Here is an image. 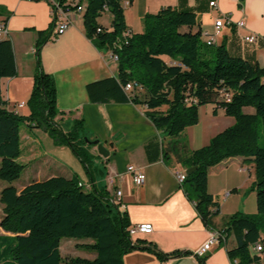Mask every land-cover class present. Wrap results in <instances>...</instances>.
I'll return each instance as SVG.
<instances>
[{
  "label": "trees",
  "instance_id": "obj_1",
  "mask_svg": "<svg viewBox=\"0 0 264 264\" xmlns=\"http://www.w3.org/2000/svg\"><path fill=\"white\" fill-rule=\"evenodd\" d=\"M57 1L68 10L64 6L67 0ZM81 1L86 3V37L98 50L117 56L118 64L115 77L87 86L90 101L132 103L144 109L154 127L174 142L168 153L159 139L149 141L145 147L148 161H169L173 154L184 169L195 168L180 189L208 230L214 231L212 219L220 212L208 192L210 169L231 158L253 160L256 182L251 189L256 192L257 214L236 213L219 232L224 243L230 237L236 240V247L228 250L233 264H264V253H251L253 246L264 241V148L259 146L258 132L259 124H264V67L232 57L224 45H207L193 12L163 8L144 17L143 33L125 36L128 29L122 0ZM106 12L113 17L111 30L98 24ZM52 26L38 33L29 116L5 109L0 84V180L8 184L0 192V228L5 233L0 236V264H63L62 239L91 242L79 248L93 253L94 259H71L70 264H124V257L135 250L152 252L162 261L192 255H165L151 245L133 242L127 213L113 203L109 193L87 191L77 177L55 176L32 182L21 191L13 186L26 169L18 162L23 125L44 130L57 145L68 147L88 170L93 158L87 150L93 145L86 142L83 120L75 121L69 133L56 123V84L43 71L39 59ZM16 76L13 44L7 38L0 39V82ZM130 83L139 88L127 93L124 88ZM207 105L216 107L214 113L223 109L235 125L211 139L208 146L187 153L185 145L175 140L199 123V109ZM248 107L255 114L244 113ZM198 258L205 264V256Z\"/></svg>",
  "mask_w": 264,
  "mask_h": 264
},
{
  "label": "crops",
  "instance_id": "obj_2",
  "mask_svg": "<svg viewBox=\"0 0 264 264\" xmlns=\"http://www.w3.org/2000/svg\"><path fill=\"white\" fill-rule=\"evenodd\" d=\"M217 1V9H211L206 0H122V7L127 29L132 34L143 33L146 15L157 14L166 7L193 12L204 33L203 41L206 35L214 34L215 23L221 17L233 23L244 21L245 28L241 29L224 25L216 37V45H224L232 57L264 67V0ZM76 5L86 7L81 0L64 3L69 7L66 13L73 25L54 39L57 20L50 3L45 0H0V25L6 26L17 67L16 77L0 82L2 99L7 111L25 117L30 115L27 103L38 60V33L47 31L53 24V32L41 48L39 59L43 71L52 76L56 84L59 111L56 123L64 133H69L75 121L83 120L86 130L94 127L96 131L90 136L86 133L87 139L98 140L109 156H101L96 146L87 148L93 157L88 170L68 147L57 145L44 130L33 129L37 140L21 136L22 153L18 159L26 165L23 174H28L27 181L20 188L17 182L13 186L21 191L32 182L62 176L77 177L87 191H106L112 200L114 193L121 191L133 242H143L146 247L151 245L165 255L192 253L162 261L152 252L135 250L124 257V264H200L197 252L212 233L221 231L236 213L253 215L257 210L256 192L251 189L256 182L253 160L231 158L210 169L208 192L218 203L220 212L212 219L214 231L208 230L176 180V173L186 172L176 156L170 154L169 161L162 158L154 163L148 161L145 147L149 141L159 139L167 152L174 142L154 127L144 109L132 103L90 101L87 86L115 77L118 64L112 61L110 53L98 50L86 37L83 14L74 10ZM112 20V15L106 12L98 18V24L111 30ZM251 34L257 36L254 44L244 41ZM21 104L24 106L19 108ZM215 108L214 105L201 107L199 123L188 127L175 140L185 145L187 153L208 146L211 139L235 125V120L227 117L223 109L214 113ZM244 113L255 114V110L245 108ZM98 126L103 127V133ZM38 142L45 145L44 154L38 151ZM128 167L145 175L142 185L134 184ZM111 178L114 184L110 188L108 181ZM226 193H230L229 197ZM140 226L149 230H136ZM235 247L234 237L213 246L205 256V264H233L228 250Z\"/></svg>",
  "mask_w": 264,
  "mask_h": 264
},
{
  "label": "built area",
  "instance_id": "obj_3",
  "mask_svg": "<svg viewBox=\"0 0 264 264\" xmlns=\"http://www.w3.org/2000/svg\"><path fill=\"white\" fill-rule=\"evenodd\" d=\"M26 1V0H25ZM48 3L51 4L52 8H53V12L54 15L56 16V22L57 25L54 29L53 35H54V39H57L58 37L62 36L72 25V19L68 16V14L66 13V11L64 10V8L60 5V3L57 0H45ZM209 3V7L211 9H217L218 7V1L217 0H206ZM77 7V12L80 14H84L85 11V7L81 6V5H76ZM106 7H104V11H106ZM224 25H235L238 28H245V23L244 21H239L237 23H233L230 19H224L223 17L219 18L216 23H215V32L214 34L211 35H206V40L205 43L207 45H214L216 44V37L220 34L221 29L223 28ZM125 36L130 35L129 31H126L124 33ZM8 37V32L6 29V26L4 24L0 25V39H6ZM244 41L248 44H254L257 41V36L256 35H248L244 38ZM111 54V59L114 62H117V56H114L112 53ZM139 88V86L136 83H130L128 84L124 90L127 93H131L132 91H134V89ZM225 98H228L227 95H223ZM24 105L21 104L19 105V108H22ZM128 173L132 175V179L135 185H142L145 180L146 177L144 174H142L141 172L137 171L134 167H128L127 169ZM176 180L178 182V184L181 186L185 180H186V173L182 172V173H176ZM114 184L113 179L111 178L108 181V185L111 188ZM81 186H83L86 190H88V188L86 186H84L82 183H80ZM115 197L113 200V203L117 206L120 207V210L125 212L126 207L122 201V192L121 191H116L115 193ZM230 193H226V197H229ZM136 230L139 231H144V230H149L148 227L145 226H140L137 227ZM134 233V232H132ZM224 239V237L220 234V232H214L211 234L210 238L208 239V241L198 250L197 255L199 257H204L206 255H208L211 252V249L213 246L218 245L222 242V240ZM251 253L252 255H263L264 253V245L262 242L257 243L255 246L252 247L251 249ZM235 264H237V262H235Z\"/></svg>",
  "mask_w": 264,
  "mask_h": 264
},
{
  "label": "rangeland",
  "instance_id": "obj_4",
  "mask_svg": "<svg viewBox=\"0 0 264 264\" xmlns=\"http://www.w3.org/2000/svg\"><path fill=\"white\" fill-rule=\"evenodd\" d=\"M248 108H251V107H248ZM98 127L100 128L99 130L101 131V133H103L104 132V130L102 129L103 127H101V126H98ZM86 131H87V136H88V134L90 136L91 132H93L94 134L96 132L94 127H90V130L89 131L86 130ZM258 132H259V146H260V148H264V124H262V123L259 124ZM25 135L32 137L33 139L37 140L36 134L34 133V130L23 125L21 127V136H25ZM37 148H38V151L40 153L44 154V152L46 150L45 145L41 146V144L38 142ZM27 178H28V174H26V173L22 174L21 178L16 183L18 188H20L21 185H23L25 183V181H27ZM7 185L8 184L6 182H3L0 180V192H1L2 188L7 186ZM2 209H3V206L0 203V221L3 217ZM255 214H257V210L255 211V213L253 215H255ZM1 235H5V233L0 228V236ZM263 240H264V235H263ZM233 241H234V239H233ZM87 243H91V242L89 240L62 239L60 251H61L62 258H63V264H70L69 261L71 259H76V258L93 260L95 257V255L93 253L86 252V251L81 250L79 248V246L85 245ZM263 244H264V241H263Z\"/></svg>",
  "mask_w": 264,
  "mask_h": 264
},
{
  "label": "water",
  "instance_id": "obj_5",
  "mask_svg": "<svg viewBox=\"0 0 264 264\" xmlns=\"http://www.w3.org/2000/svg\"><path fill=\"white\" fill-rule=\"evenodd\" d=\"M86 142L87 144L89 145H93V146H96L97 147V150L99 152V154L103 157H108L109 156V152L103 147L102 144H100L99 141H90L89 139H86ZM195 171V168H192V169H189V170H186V175L187 176H190L191 174H193V172Z\"/></svg>",
  "mask_w": 264,
  "mask_h": 264
}]
</instances>
